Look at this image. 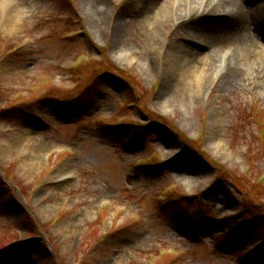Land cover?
I'll list each match as a JSON object with an SVG mask.
<instances>
[{
    "label": "rangeland",
    "instance_id": "rangeland-1",
    "mask_svg": "<svg viewBox=\"0 0 264 264\" xmlns=\"http://www.w3.org/2000/svg\"><path fill=\"white\" fill-rule=\"evenodd\" d=\"M8 1L0 264H264V92L223 88L224 71L190 89L165 81L146 24L114 38L136 0H105L97 23L87 0H18L16 27ZM178 12L162 22L167 45L198 49L187 29L200 16ZM117 45L137 59L115 58Z\"/></svg>",
    "mask_w": 264,
    "mask_h": 264
},
{
    "label": "bare ground",
    "instance_id": "bare-ground-1",
    "mask_svg": "<svg viewBox=\"0 0 264 264\" xmlns=\"http://www.w3.org/2000/svg\"><path fill=\"white\" fill-rule=\"evenodd\" d=\"M155 1L157 0H136L133 3L134 16L116 20L114 38L121 37L123 28L138 19L148 26V32L153 37H157V40H153L154 43H152L159 57L164 56L162 59L165 65L162 69L165 72V81L168 79L167 76H173L177 80L178 88L190 89L194 82L201 83L202 80V83H206L207 79L204 80L202 74L214 76V73L220 69L224 71L223 88L230 90L248 82V85L254 83L264 92V0H160V3ZM153 5L154 8L150 12L146 10ZM86 6H89L95 14H97V8L99 14L107 12L105 0H87ZM1 8L8 15V21L13 27L21 21L20 16L26 10L18 0L1 3ZM181 8L186 10L184 14L186 17L190 16L193 10L196 17L200 16L197 23L187 29L188 32L197 34L196 36L191 34L192 38L197 39L196 37L199 36L201 46L198 49L181 48L179 43L176 45L172 41L167 45L170 30L162 22L177 20L174 14L179 13L178 10ZM216 9L222 14H214ZM91 16L92 22L97 23L100 19L98 14L97 17L93 13ZM132 18L133 21H131ZM196 19L193 21L196 22ZM203 47L209 49V53H203L200 50ZM214 54L220 57L219 67L211 65ZM118 57L126 58L131 64L137 59L130 56L128 48L125 49L122 45L115 47V58ZM230 60L234 66L229 70ZM200 61L205 66L198 71ZM138 62L146 64L143 57ZM142 68L145 69V67ZM251 71L253 72L248 79L247 75ZM226 72L228 74L224 78ZM253 75L257 79H253ZM163 142L168 145L172 143V140H163ZM193 159L195 158L188 160L190 163L185 161V170H195L193 166H197V160Z\"/></svg>",
    "mask_w": 264,
    "mask_h": 264
}]
</instances>
